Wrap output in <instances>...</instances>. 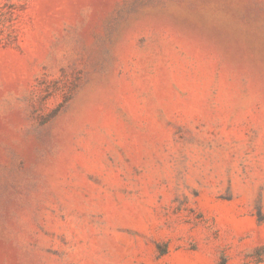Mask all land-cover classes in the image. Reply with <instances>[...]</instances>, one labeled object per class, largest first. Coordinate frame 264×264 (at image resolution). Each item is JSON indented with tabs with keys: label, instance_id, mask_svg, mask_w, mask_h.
<instances>
[{
	"label": "rangeland",
	"instance_id": "obj_1",
	"mask_svg": "<svg viewBox=\"0 0 264 264\" xmlns=\"http://www.w3.org/2000/svg\"><path fill=\"white\" fill-rule=\"evenodd\" d=\"M0 264H264V0H0Z\"/></svg>",
	"mask_w": 264,
	"mask_h": 264
}]
</instances>
